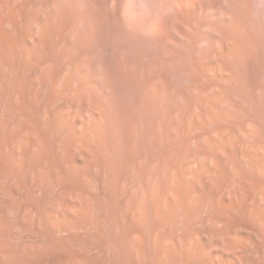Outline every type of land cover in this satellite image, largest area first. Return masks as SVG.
<instances>
[{"label": "rangeland", "instance_id": "obj_1", "mask_svg": "<svg viewBox=\"0 0 264 264\" xmlns=\"http://www.w3.org/2000/svg\"><path fill=\"white\" fill-rule=\"evenodd\" d=\"M0 264H264V0H0Z\"/></svg>", "mask_w": 264, "mask_h": 264}]
</instances>
